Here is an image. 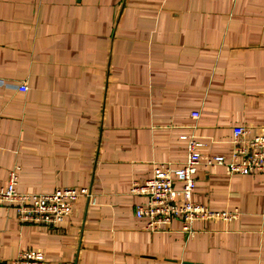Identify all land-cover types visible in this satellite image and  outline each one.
<instances>
[{"label":"crops","instance_id":"crops-1","mask_svg":"<svg viewBox=\"0 0 264 264\" xmlns=\"http://www.w3.org/2000/svg\"><path fill=\"white\" fill-rule=\"evenodd\" d=\"M28 89H19L20 85ZM264 132V0H0V185L89 186L57 225L0 203V259L48 264H264V173L197 169L194 199L231 220L146 228L133 194L195 136L232 149L233 127Z\"/></svg>","mask_w":264,"mask_h":264},{"label":"built area","instance_id":"built-area-1","mask_svg":"<svg viewBox=\"0 0 264 264\" xmlns=\"http://www.w3.org/2000/svg\"><path fill=\"white\" fill-rule=\"evenodd\" d=\"M25 91L27 85H20ZM200 142L195 136L188 143L186 159L180 165L172 162H160L153 173L144 181L135 180L131 186L133 194L144 197L137 203L135 214L146 218V228L159 231L174 219L183 222L182 230L193 233L195 220L221 218L231 220L238 216L237 211L215 210L194 199L197 183V169L203 164L226 166L229 173H264V132L253 134L250 128L242 125L233 127L232 149L228 153L207 154L198 149ZM19 173L13 169L6 185H0V203L12 205L18 218L24 222L45 225H57L70 216L74 203L85 196L96 202L89 186L57 187L49 192H26L17 189ZM0 264H48L41 249H24L16 257Z\"/></svg>","mask_w":264,"mask_h":264}]
</instances>
